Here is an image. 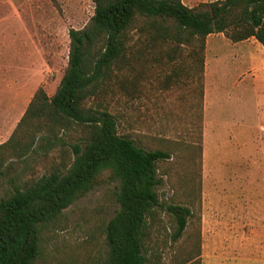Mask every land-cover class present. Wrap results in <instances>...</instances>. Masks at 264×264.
<instances>
[{"label": "rangeland", "instance_id": "obj_1", "mask_svg": "<svg viewBox=\"0 0 264 264\" xmlns=\"http://www.w3.org/2000/svg\"><path fill=\"white\" fill-rule=\"evenodd\" d=\"M200 1L210 0H182ZM93 6L91 0H0V142L38 88L55 92L67 64L68 30L87 24ZM188 49L173 62L161 45L144 51L130 60L124 90L113 77L97 100L116 115L119 132L145 148L174 151L160 163L167 173L157 192L179 203L190 194L196 208L171 244L163 242L170 218L158 211L149 245L165 264L188 253L199 264H264V48L254 38L232 42L209 34L202 70ZM25 164L37 174L45 166L39 159ZM22 167L7 160L0 168V197ZM106 176L46 226L35 264L102 263L104 226L118 207Z\"/></svg>", "mask_w": 264, "mask_h": 264}, {"label": "trees", "instance_id": "obj_2", "mask_svg": "<svg viewBox=\"0 0 264 264\" xmlns=\"http://www.w3.org/2000/svg\"><path fill=\"white\" fill-rule=\"evenodd\" d=\"M91 1L87 24L68 30L67 64L55 92L48 95L38 88L0 143V168L7 160L24 164L0 197V264H35L46 226L98 185L105 171L114 183L118 207L104 226L101 264H165L149 245L158 211L170 218L163 242L175 243L194 216L193 197L189 194L185 203L160 199L157 188L167 173L160 163L174 151L170 146L145 148L119 132L116 115L97 96L113 77L124 90L130 60L160 45L168 62L189 48L187 54L200 70L209 34L223 33L232 42L254 38L264 48V0H212L192 6L181 0ZM132 34L137 37L129 44ZM197 152L200 158V139ZM28 159L44 162L43 171L35 173L25 164ZM188 187L194 189L192 183ZM170 264L199 262L188 253Z\"/></svg>", "mask_w": 264, "mask_h": 264}, {"label": "crops", "instance_id": "obj_3", "mask_svg": "<svg viewBox=\"0 0 264 264\" xmlns=\"http://www.w3.org/2000/svg\"><path fill=\"white\" fill-rule=\"evenodd\" d=\"M182 1V0H181ZM210 1H212V0H210ZM184 2V1H183ZM224 35V34H223ZM208 36V35H207ZM227 38V37H226ZM249 39H252V38H249ZM249 39H246V40H249ZM243 41H245V40H243ZM239 42V41H238ZM260 44V43H259ZM206 66H207V63H206ZM205 75H206V73H204ZM25 110V109H24ZM5 141V140H4ZM3 142V141H2ZM2 142H0V143H2Z\"/></svg>", "mask_w": 264, "mask_h": 264}]
</instances>
